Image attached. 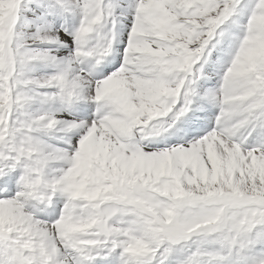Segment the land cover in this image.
<instances>
[{
    "label": "snow or ice",
    "instance_id": "6c2138e0",
    "mask_svg": "<svg viewBox=\"0 0 264 264\" xmlns=\"http://www.w3.org/2000/svg\"><path fill=\"white\" fill-rule=\"evenodd\" d=\"M0 264H264V0H0Z\"/></svg>",
    "mask_w": 264,
    "mask_h": 264
}]
</instances>
